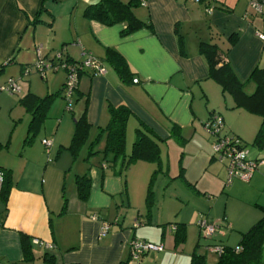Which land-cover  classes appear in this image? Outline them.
Segmentation results:
<instances>
[{
  "label": "crops",
  "instance_id": "crops-1",
  "mask_svg": "<svg viewBox=\"0 0 264 264\" xmlns=\"http://www.w3.org/2000/svg\"><path fill=\"white\" fill-rule=\"evenodd\" d=\"M99 1L0 0V74L8 75L0 86V113H8L18 129L17 135L4 138L0 127V168L11 172L6 201L0 198V264H189L193 253L208 254L206 245L236 248L241 235L264 217V165L247 184H226V166L214 158L213 139L202 126L209 116L218 115L224 134L247 145L253 143L261 119L233 109L232 98L208 78L207 62L198 46L210 42L211 32L220 41L237 34L227 58L237 78L247 82L254 69L264 68V41L257 36L264 35V14H254L248 0H145L134 15L151 28L122 36L124 24L106 27L83 17L84 9ZM206 3L214 8L211 14L205 12ZM41 8L40 22L32 25ZM36 47L49 60L56 54L71 62L93 56L103 62L106 72L103 76L83 73L67 111L63 71L48 73L44 79L33 69L23 74L33 67L29 66ZM107 49L125 60L130 77L121 79L105 62ZM8 80L16 83V94L1 91ZM253 91L254 85L247 82L245 92ZM29 94L40 99L54 96L33 130L31 115L19 104ZM108 106H125L132 114L126 156L137 122L164 141L150 210L146 196L155 165L137 162L122 171L121 159L112 164L101 163L100 156L88 157L99 129L108 123ZM83 112L90 130L74 158L65 148L74 121ZM173 128L177 137L171 133ZM44 140L50 143L48 151ZM104 144L103 134L94 150L101 151ZM248 153L253 160H264V149L253 147ZM85 174L90 189L82 201L76 178ZM200 215L220 227L207 241L199 237L196 226ZM101 223L109 226L103 237L99 236ZM172 226L184 227L179 232L183 242H175ZM34 239L40 244L34 245ZM133 240L160 244L163 250L132 261Z\"/></svg>",
  "mask_w": 264,
  "mask_h": 264
},
{
  "label": "trees",
  "instance_id": "trees-1",
  "mask_svg": "<svg viewBox=\"0 0 264 264\" xmlns=\"http://www.w3.org/2000/svg\"><path fill=\"white\" fill-rule=\"evenodd\" d=\"M145 0H100L97 4L88 6L83 11V17L88 21L97 22L103 26L111 27L117 24H124L125 28L121 32L122 36H128L143 27L151 28L148 22L138 20L134 15V10L142 5ZM200 0L199 3H202ZM212 7L209 3L205 4V9ZM44 11L39 10L35 18L30 21L32 25L40 22L39 15ZM237 34L231 35L225 41L221 40L218 34L211 32L210 42H201L198 46L199 55L204 57L208 66V78L216 83L223 95L230 96L233 100V109H242L249 114L258 116L261 119L260 127L253 140L252 146L257 150L264 149V68L254 69L247 82L254 85L251 94L245 92L247 82H241L228 61V52L237 42ZM224 44V46H222ZM105 62H107L123 80L130 77V72L125 60L114 50L107 49ZM101 62V61H100ZM103 63V62H102ZM93 76V75H92ZM54 96H47L40 99L31 94L19 100L20 106L31 115L32 120L29 128H38L39 123L45 117L49 105ZM108 123L104 128H100L97 138L91 143L88 157L100 156V162H110L115 164L119 159L122 160L121 170L125 171L137 162H145L156 166L152 173L146 196V206L150 210L152 202V187L156 176L161 172L160 145L164 143L143 123L137 122L135 138L129 156L125 154L126 132L131 112L125 106H108ZM210 118V116H209ZM90 127L86 121L85 112L74 121V130L71 141L66 151L76 158L85 145ZM177 137L176 129L171 131ZM104 134L105 144L101 151L94 150L100 137ZM235 137V136H234ZM237 138V137H236ZM27 144L30 139H27ZM242 143V142H241ZM243 147H247L242 143ZM110 158L107 160V158ZM2 173V184L0 188V198L4 203L8 188L11 184V172L0 168ZM76 188L80 200L85 201L89 195L90 178L88 174L76 178ZM175 228V242H183L180 229L183 226H172ZM26 237H22V247L25 257L30 255L27 247ZM223 252L218 256L215 264H262L264 263V217H262L246 233L241 235L236 248L223 247ZM189 264H207L205 256L196 252L191 255Z\"/></svg>",
  "mask_w": 264,
  "mask_h": 264
},
{
  "label": "built area",
  "instance_id": "built-area-1",
  "mask_svg": "<svg viewBox=\"0 0 264 264\" xmlns=\"http://www.w3.org/2000/svg\"><path fill=\"white\" fill-rule=\"evenodd\" d=\"M192 3H199L200 0H189ZM144 4V3H143ZM249 9L254 14H264V0H248ZM213 7L205 9L207 14L213 12ZM259 40L264 41V35H257ZM40 47L35 48L37 57L36 63L32 68H25L23 74L27 75L32 69L41 77L45 78L46 74L56 71H63L65 73V82L62 90V98L65 103V109L71 110L73 105V94L77 89L78 79L83 73H89L93 76H103L105 74V67L99 59L93 56H87L80 62H71L61 57L60 54L54 55L52 59H43L40 53ZM137 84V80H133ZM1 91H6L9 94H16L19 90L13 80H8L6 87ZM204 133L213 139L212 150L213 156L219 162L225 164L227 171L226 184H230L234 180L247 184L252 175L257 171L258 167L264 165V160H253L250 158L247 147H243L241 141L234 137L223 133V122L220 116L211 115L203 123ZM42 144L48 151L50 143L47 140L42 141ZM2 184V173L0 171V188ZM96 220V217H92ZM196 226L199 231L201 239L209 240L219 232L220 227L216 224H209L204 216L200 215ZM109 226L106 223H101L99 236L103 237L108 232ZM175 231L174 227H171ZM34 245H39L38 240H32ZM162 245H154L142 241H131L129 247L130 260L137 261L143 255L149 252H161ZM204 250L208 254L216 255L222 254L223 248L218 245H206Z\"/></svg>",
  "mask_w": 264,
  "mask_h": 264
},
{
  "label": "rangeland",
  "instance_id": "rangeland-1",
  "mask_svg": "<svg viewBox=\"0 0 264 264\" xmlns=\"http://www.w3.org/2000/svg\"><path fill=\"white\" fill-rule=\"evenodd\" d=\"M34 52V50H33ZM36 63V56L34 55V59H33V62L31 64V66L29 67H32L34 66ZM8 75L6 73H1L0 74V86L3 85V82L6 81L5 78L7 77ZM38 76V75H37ZM4 94V93H3ZM5 95V94H4ZM7 96V95H6ZM65 104V103H64ZM13 114V112H12ZM16 125L12 120H11V116L8 114V113H5V112H1L0 113V127L2 128L1 131H2V134L4 135V138H7L8 136H11L13 133H15L17 135L18 133V129L16 130ZM224 133V131H223ZM247 148L248 150H253V147H252V144L249 143L247 144ZM219 162V161H218ZM234 181H238V180H234ZM239 182V181H238ZM226 183V182H225ZM199 218V216H198ZM198 221V219H197ZM196 221V223H197ZM202 241H207V240H202ZM205 255V254H204ZM207 256V263H212V262H215L217 261L218 257L216 255H212V254H207L205 255Z\"/></svg>",
  "mask_w": 264,
  "mask_h": 264
}]
</instances>
